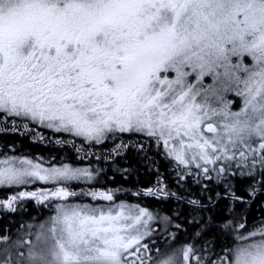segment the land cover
<instances>
[{
  "label": "snow or ice",
  "instance_id": "1",
  "mask_svg": "<svg viewBox=\"0 0 264 264\" xmlns=\"http://www.w3.org/2000/svg\"><path fill=\"white\" fill-rule=\"evenodd\" d=\"M0 129V264H264V0H0Z\"/></svg>",
  "mask_w": 264,
  "mask_h": 264
},
{
  "label": "trees",
  "instance_id": "2",
  "mask_svg": "<svg viewBox=\"0 0 264 264\" xmlns=\"http://www.w3.org/2000/svg\"><path fill=\"white\" fill-rule=\"evenodd\" d=\"M0 131H3L0 129ZM7 144L9 146V150H11V146L15 144L16 148L20 150L21 153L27 155L29 158L35 155H43V156H51L54 155L56 152V147H48L46 145H41L38 143H33L32 137L22 138L19 134H17L14 138L11 135H0V151L3 150L4 145ZM62 155H66L62 153ZM127 163V162H122ZM138 162L133 160L132 166L135 167ZM82 167L87 166V162L83 165H79ZM119 167V166H115ZM115 176V180L112 179L108 180H101L100 185L101 190H107L111 188L113 191L116 189H120L121 194L125 191L129 193L127 200H135V197H132L130 193L135 190L133 185L139 187L140 185H147L149 182V177L144 168L140 169L139 176H133L131 178V182L123 181V177H121L118 173L113 172ZM79 190V189H77ZM127 202V201H125ZM261 211H264V201H261L254 205L250 210L249 222H253V217L259 218ZM47 219V210L45 209L44 212H41L38 205L35 202H30L27 205V208L21 215H18L16 220L14 221L11 218L8 219H0V227L7 229V227L15 224L19 225V229L23 230V227L26 225L34 226L38 222L43 223L44 220ZM16 231L15 229L13 230Z\"/></svg>",
  "mask_w": 264,
  "mask_h": 264
},
{
  "label": "rangeland",
  "instance_id": "3",
  "mask_svg": "<svg viewBox=\"0 0 264 264\" xmlns=\"http://www.w3.org/2000/svg\"><path fill=\"white\" fill-rule=\"evenodd\" d=\"M30 227H33V226H29V225H26L25 227H23V229L25 228H30ZM16 230V229H15ZM21 230V229H20Z\"/></svg>",
  "mask_w": 264,
  "mask_h": 264
}]
</instances>
